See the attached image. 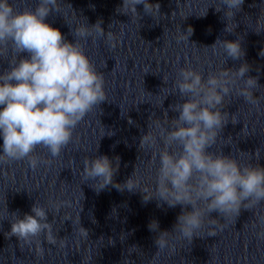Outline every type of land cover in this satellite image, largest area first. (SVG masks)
Returning a JSON list of instances; mask_svg holds the SVG:
<instances>
[{
	"label": "clouds",
	"instance_id": "obj_1",
	"mask_svg": "<svg viewBox=\"0 0 264 264\" xmlns=\"http://www.w3.org/2000/svg\"><path fill=\"white\" fill-rule=\"evenodd\" d=\"M243 4L244 0H219L215 5L217 12H224V32L233 33L238 27L235 16ZM137 5H143L144 12L152 17L154 9L157 14L160 12V5L149 0H122L117 12L130 15L131 19L139 17ZM61 8L60 0H38L34 9L23 10L16 9L10 0H0V58L9 61V68L0 74V136L3 138L0 162L28 158L35 169L41 161L31 154L38 146L46 148L52 157H58L71 141L76 125L106 101L104 76L84 50L89 38L93 44L98 38H105V30L100 21L91 26L79 24L72 31L75 42H69L58 28L45 22L50 13L61 12ZM207 11L201 17L206 16ZM259 23L261 30L255 31L257 34L264 31V17ZM192 33L193 29L188 27L186 35H181L177 42H189ZM241 39L218 38L210 47L223 48L224 63L227 58L241 60L246 55ZM112 40L109 32L107 41L114 48ZM9 46L11 59H8ZM21 53H27L28 57L21 58ZM249 71L250 66L245 62L236 70L209 74L205 80L201 72L191 68L179 70L174 89L187 99L170 106L178 113L172 119V129L160 128L164 147L159 153L155 197L170 208L182 206V211L171 232L161 231L155 220L149 223V230L158 233L155 244L159 251L169 247V233H178V238L192 242L194 237H199L206 219L209 225L222 227L210 218L213 212L225 220L236 219L242 208L250 210L264 201V167L259 163L242 166L230 155L207 151L217 142L229 120L233 125L239 122L235 114L230 116L222 111L225 98L234 89L236 98L242 97L245 103L256 107L260 105L262 96L256 97L253 93L261 85L258 77L247 75ZM238 81H243L242 86ZM157 143V137L148 131L141 137L139 147L155 148ZM172 145H178L180 151H170ZM255 158L259 161L260 149L256 150ZM119 163L116 157L114 166L106 155L85 159L83 179L95 181L99 187H91L99 192L113 184ZM124 185L123 189L114 187L129 192L139 189L138 181L131 178ZM152 198L144 196V202ZM54 208L58 211L59 206ZM5 211L15 218L9 221L11 227L6 233L9 238L15 236L18 241L32 243L44 234L48 244L57 243L53 221H48L49 211L42 205L34 203L32 214L25 213L22 218L18 212L9 214L6 205ZM81 235L87 238L88 230L82 227ZM260 235L264 237V233ZM40 254H43L42 248Z\"/></svg>",
	"mask_w": 264,
	"mask_h": 264
}]
</instances>
